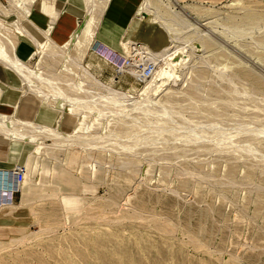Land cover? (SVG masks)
I'll return each instance as SVG.
<instances>
[{"label": "rangeland", "instance_id": "rangeland-1", "mask_svg": "<svg viewBox=\"0 0 264 264\" xmlns=\"http://www.w3.org/2000/svg\"><path fill=\"white\" fill-rule=\"evenodd\" d=\"M1 2L7 8L10 6L6 0ZM151 5H159L161 11L179 12L189 24L201 28L199 31H202V28L207 30L205 32L203 30L204 33L200 35H195L190 28L184 32L181 30L180 36L187 37L188 35L192 39L190 43H187L188 40L182 43L186 42L187 45L184 44L185 48L188 47L186 51L193 53L191 52L186 66L180 69V78L177 82L168 83L156 98L157 101L162 102L161 105L164 108L179 112V117H173L174 120L179 121V125L171 124L176 129L177 139L174 137L175 140L172 136L170 138L173 140L167 137L170 141H165L164 138V140L156 139L157 142L155 140L153 144H150L152 146L137 147V151H133L134 154L122 151L117 146L116 150L115 146L114 150L111 149L112 153H108L110 150H107L98 156L92 152L93 157L100 160L94 163L98 168L96 177L88 175L90 173L87 169L88 164L82 159L83 156L77 149L60 151L54 149L48 153L40 152L35 159L34 170L37 171L29 176L28 188L31 184L29 188L31 190L26 193L28 202L23 207L20 205L21 189V192H17L18 208L6 210L0 214L5 222L3 239L0 243V264H264V145L262 146L264 116H261L264 113V105L261 104V100H258L264 95V44L260 42L262 36L264 37V0H151ZM246 7L260 14L259 21L255 20L253 22L256 24H253L252 20L248 22L244 20L241 26L242 31H240L242 37L238 38L231 32L227 34L228 37L220 36L218 32L222 30L220 23L222 26L226 25L225 22L228 23L231 13L245 14ZM241 8L243 10H239ZM68 9L78 16L77 25L81 24L85 15L83 1H68ZM141 18L143 28L149 30V37L144 38L134 34L130 37L132 41L142 42L141 44H146L152 50L162 49L170 44L167 36L159 42L158 33L150 34L151 30L155 31L157 26L154 15L143 11ZM16 20L14 15L5 19L6 28L3 30L5 34H15L12 24ZM214 21L218 23V26ZM213 23L218 31L211 29V26H214ZM22 24L34 34V30L24 19ZM175 28L178 27L175 26ZM206 33L211 40L208 46L202 48L195 38L204 36ZM237 42L241 43L240 46ZM120 47L113 49L117 54L122 55ZM123 47L124 43L122 49ZM24 53L25 51L21 50L20 54ZM125 56L127 58L124 59V64L133 65L132 68L135 71L145 67H153L154 71L156 68L146 60L143 66V61L135 65L131 57L133 55L125 54ZM84 61L85 67H89V71L105 85H112V88L120 92H130L135 97L146 90V84L141 76V78L134 77L123 67L106 61L105 58L92 51L88 52ZM32 64L49 72L53 62L46 59L41 60L37 56L32 60ZM54 66L53 70L61 74V61L54 63ZM242 72L250 73L251 77H243ZM72 74L69 78L74 76L70 79L75 81L82 77H78L77 73ZM7 77L8 80L3 78V82L10 83V74H7ZM226 77H231V79ZM231 80L233 81L230 82ZM238 82L241 86H238ZM230 83L233 85L236 83L239 87L240 92L237 94H242H239L241 98H237L241 102L238 99L235 100V96H238L235 92V88H238L236 85L232 90L233 94L228 93L229 96L227 95L226 92L233 89ZM172 84L175 86L172 87ZM228 84H230L229 89H227ZM244 89L251 95L243 94ZM93 90L97 92V88L94 87ZM164 92H167V95H164ZM224 98L234 101L235 106L229 101L225 104L227 99L224 100ZM246 98L248 101H245ZM256 98L260 103L252 101ZM262 98L264 101V97ZM250 99L252 103L255 102L254 112ZM228 103L236 108L232 109V114L230 109L227 111L226 106L231 107ZM241 104H245V110L244 107L241 108ZM256 104L258 106L260 104L257 109ZM247 106H250L251 111L247 109ZM45 108L55 113L56 121L59 110L49 106ZM239 108L247 113V117L255 113L256 119L259 115L255 110L259 109L263 122L260 121V117L257 120L252 118V120L255 124L258 122L257 125H261L262 122V127L257 128V125L254 126L253 123L252 128L249 121H252L253 115L245 118L249 119L247 122L250 127L247 122L243 124L241 120L244 119L245 113H240ZM237 109L240 110V114ZM236 112L238 119L232 120L237 116ZM233 113H236V116ZM230 114L234 117L231 118ZM230 118L236 123L240 120L241 123H238L240 126H236V123L231 125ZM109 122L107 123L110 125ZM89 123L95 125L92 117ZM108 124L106 125L105 122L104 128L112 134L115 133L113 130L116 131L115 140L117 142L123 144L131 142H127L121 135L123 132L125 134L130 132L128 125L119 121L116 126L112 123L113 128H111ZM212 124L215 128L219 125L217 129L222 128L223 130L220 131L223 134H225L224 130L229 131V126H235L233 127L234 132L243 129V135L241 134V137L238 136L237 139L239 140L238 150L235 142L224 146L222 153L216 152L217 150L212 152L215 149L213 148L215 143H209L210 138H213L215 134H213L215 131ZM242 124L246 127L245 130ZM42 125L51 128L57 126V124L55 126ZM210 125L213 129L209 128ZM127 126L128 129L125 130ZM224 126L229 128L226 129ZM247 126L251 128V132L253 131L252 135L262 129V132H259L263 138L260 135L250 137L251 132ZM181 127L190 128L192 131H189L188 135L182 134L183 128L181 130ZM201 131L206 132L205 135L209 142L201 141V139L197 142H190L193 140L192 134ZM233 131L232 128L229 131L232 136L236 133ZM244 131L247 134L250 133L246 137L250 141L253 138L262 139L260 142L262 148L257 139L252 140V145L257 144L256 146L260 147L261 151L258 152L263 157L257 155L259 147L255 146V153L252 151L253 153L241 157L245 150L242 145L247 147L251 143L247 139V144L246 141L244 142V135H246ZM104 132L101 126L93 127L90 131L98 135ZM228 134L226 133L227 136ZM189 136H191L190 141ZM239 137L240 139L243 137L242 142L245 144H241ZM236 138H234L235 141ZM233 145H236L235 149L233 148L236 153L232 147H229ZM220 147L216 146V149L223 148ZM228 147L232 152H228ZM25 148L31 150L34 146L26 145ZM137 152H140L138 155H142L134 157ZM70 156H73L72 159ZM54 157H57L56 160L53 159ZM127 157L130 159L129 161L127 159L128 162L125 159ZM70 159L75 160L76 163L67 167L66 164ZM21 160H24V154ZM54 168L58 173L54 171ZM61 172H67L69 176H64ZM79 172L83 178L79 174L77 176ZM54 177H61L59 184L54 185L55 181L53 183L52 180ZM66 177L68 181H65ZM64 199H71V201L65 202ZM113 199L115 203L108 206ZM23 235L30 236L25 242L15 241ZM8 244L11 246L8 247Z\"/></svg>", "mask_w": 264, "mask_h": 264}, {"label": "bare ground", "instance_id": "bare-ground-1", "mask_svg": "<svg viewBox=\"0 0 264 264\" xmlns=\"http://www.w3.org/2000/svg\"><path fill=\"white\" fill-rule=\"evenodd\" d=\"M6 1H8L9 5H10L8 8L3 6L2 2L0 1V75L3 78H7V74H12L14 76L15 81L17 83V86L15 87V89H19L20 96H19V99L13 105L15 112L12 115L6 116V115L0 114V149H2V146L6 147V149H9L8 154H5L7 156L5 159L8 160L9 156L11 157V156H15L17 154V155H19L20 160L18 161V163H16V165H12L11 167H8V168H4V167L0 168V194L5 195L6 193H14L13 190L10 189L9 183L7 182V179H10V177H8L7 175H9L14 170L15 166L21 165V166L26 168V174H25V177H24V180L22 181V183L19 186L14 187V191L21 192V189H22V199H21L20 205L22 207L26 205V203L28 202V197H27L26 193L31 190V189L29 190V188L31 187V184H29L30 187L28 188V183L30 182L29 176L33 172L37 171V170H34V167L36 166L35 159L37 158V156L42 151L48 153V151H50V150L53 151L54 149H57L59 151L63 150V149H65V150L77 149V150H79V153L81 152V154L83 156L82 159L84 161L86 160V164H88L87 169L90 171V173H88L89 171L87 172L88 175L90 174V176L96 177L98 168H96V165H94V163H98V162H100V160L98 161V159L96 157H93L92 152H94V155H95V153L98 154V156L100 153H103L107 150L108 151L110 150V152H108V153H112L111 151L114 150V146H115V150L118 147H120L122 149V151H127V153L131 152L132 154H134L138 149L137 147L140 148V146H144V145L147 146V145H150L151 143L153 144V142L156 139L160 138L161 140L165 139V141H170V140H173L172 138H170V136H172L173 138L176 137L175 136L176 135V129L171 124H175L176 126L179 125V121L173 119L174 116L179 117V115H180L179 112L176 113V112L172 111L171 109H168L166 107L164 108L161 105L162 102L157 101L156 98H157L159 93L160 94L162 93L163 89L166 87V85L168 83H171V82L176 83L177 82V80L180 78V74H179L180 69L182 67L186 66V64L189 62V59L191 57L192 51H190V53L187 52L188 50L186 51V48L188 49V47H186V48L184 47V44H186V42H184V44H183L182 41L188 40L187 43L188 42L190 43V41H192V39L190 37H188V35H187V37L186 36H180L179 34L181 33V30H183V32H184V30L190 28V29H192V31L194 32L195 35L196 34L200 35V33H204L205 31H207L206 29L202 28L204 30V32H203V30L199 31L201 28L199 29L197 25L195 26L193 24H189L187 22V19H185V17H183V15H181L179 12L172 11V10L161 11L159 5L158 6L151 5V0H141L140 7H139L138 12H137V19L134 21L132 26L135 27L139 23L143 22L142 18H141L143 11L147 12V13H151L152 15L155 16L154 21H155V25H157L155 32L158 33V38H159L158 41L160 42V40L164 36H167L170 44L165 45L162 49L152 50L146 44H144V43L141 44L142 42L137 43V41H135V42L132 41V39L130 37H126L123 39V43H124L123 52L126 55H129V54L133 55V56H131L133 59V64L138 63V62L141 63V61H143V63H142V66H143L144 62L146 60V61H149V63H152L153 66L154 65L156 66L155 70L153 71V73L150 77H143L142 78V80H144L143 82H145V84H146V90L144 92H142L140 95L135 97L130 92H125V93L120 92V91L112 88L111 87L112 85L110 86V85L103 84L89 71V69H88L89 67L87 68L84 65V62H85L84 59H85L86 55L88 54V52H90V51L93 52V43H94V40L98 34L99 25L102 21L104 12L106 11L110 0H82L83 4L85 6V15L82 19V23L77 25L76 29H74V31L72 32L70 38L65 43L63 42L64 44H62V45L58 44V42H59L58 39H57L58 42L52 39L51 30H50L51 28L38 31L30 24L31 22H30L29 15H30L31 3L33 0H6ZM68 1H70V0H68ZM218 1H222V0H218ZM239 10H243V9L241 8ZM245 10H246V13L242 14V15H235V13H231V15H229V17H228V21H227L228 23L225 22L226 25L222 26L220 23V26L222 27L221 31H218V29H217V27H215L214 23H213L214 26H211L212 23L210 21H208V23L209 22L211 23V25H210L211 29H213L214 31L217 30L219 32L220 36L222 35L223 37H228L227 34L229 32H231V33L237 35L238 38L242 37V35H240V31H242L241 26H242L243 21L244 20H247L246 22H248V20L249 21L252 20L251 22H253L255 20L259 21V18H261L260 14L259 15L257 14L258 13L257 11L255 12L252 9H248L247 7ZM245 10H244V12H245ZM53 12H54V16L52 17V21H51L50 26L55 24L58 20V17H59V13H57L56 11H53ZM12 15H14L17 18V20H16L17 23L15 22L14 24H12V26H13L15 34H17L18 36H16L15 34H13V35L5 34V32L3 31L6 28L5 19L9 18ZM226 15L228 16V14H226ZM23 19L34 30L33 31L34 34L29 32V30L26 28V26H24L22 24ZM214 22L216 23V21H214ZM254 23L255 22H253V24ZM216 25L218 26V23H216ZM175 26H177L178 28H175ZM205 26H207V25H205ZM148 31L149 30L147 29L146 32H148ZM186 32H188V31H186ZM192 35H191V37H192ZM54 38H56L55 34H54ZM18 39L28 41L30 44H32L34 46L35 50H34L32 56L30 57V60L23 62V61L18 60L15 57L14 50H15V47L17 45ZM195 40L200 42L201 47L203 48L205 46H208L211 38L206 33V35H204V36H197L195 38ZM260 42H263V44H264V37L263 36L260 39ZM193 43H195V42H193ZM138 44H139V46H136ZM237 44L240 46L241 43L237 42ZM190 50H193V49H190ZM72 51H74V52L72 53ZM203 51H204V49H203ZM37 56L41 60L46 59V60H50L51 62H53V64H51V68H50L49 72H46L45 70H43V68H40L38 65L33 66L32 60ZM126 58H127V56H126ZM59 60L61 61V74L62 75L59 74L58 72H56L55 70H53L55 68L54 63H57ZM132 66H127L126 64H124L122 67L124 69H126L127 72H131L130 74H133L134 77L139 78L140 72L135 71V69L132 68ZM135 68H136V66H135ZM76 73H77L78 77L82 76V77H79L77 79L78 81L70 79L72 77L74 78V76L69 78L70 74L74 75ZM239 73H241V72H239ZM238 75H240V74H238ZM241 75L245 78L251 77L250 73L242 72ZM233 77H234V75L232 76V78ZM235 77H236V75H235ZM226 78H229V77H226ZM255 78H256V76H255ZM230 79H231V77L229 78V80ZM222 80H223V76H222ZM233 80H234V78H233ZM233 80H231L230 82H232ZM237 81H238V79H237ZM257 81H259V79H257ZM222 82L224 83V81H222ZM239 82H241V84H242L241 80H239ZM239 82H238V84H239ZM230 84H232V85H230ZM230 84H228L227 89L230 88L229 85L231 87L233 86V89H230L229 91L226 90V91H228V92H226L228 96H229L228 93L233 94L232 90H234V88L237 86L236 83H234V85H233V83H230ZM241 84H239L238 86H241ZM174 86L172 84V87H174ZM258 86H260V85H258ZM94 87L97 88V92L95 90H93ZM168 87H170V86L168 85ZM100 90L102 92H100ZM170 91H172V90H170ZM98 92H100V93H98ZM235 92H236V94H237V92H240L239 87L235 88ZM5 93L6 92H5L4 88L2 89L0 87V100H2L4 103L6 102V99L2 96L5 95ZM166 93L164 92V95ZM244 93L249 94L248 91H246V90L243 92V94ZM260 93H261V91H260ZM168 94H170V93L168 92ZM239 94H242V93H239ZM239 94H237L238 96H235L236 97L235 100L238 99V101H239V98H241V97H239ZM256 94H257V92H256ZM249 95H251V94H249ZM27 97L33 98V104L34 105H37V106L42 107V108L49 106V107H54L57 110H59L58 119L56 120V124H57L56 128L44 126V125H42L40 123H36L34 121L25 120L19 116L18 111L21 108L19 101H21V99L27 98ZM237 97H239V98H237ZM248 97L250 98V96H248ZM262 97H264V95H262ZM230 98L233 99L231 95H230ZM247 98L245 99V101H248ZM257 98H256V100L252 99V101H255L256 103H260L257 101L261 100V104L263 103V105H264V101H262L263 98L262 99L258 98V100H257ZM160 99H161V97H160ZM158 100H159V98H158ZM224 100H226L225 104H227V101H229V98H224ZM229 102L230 103L233 102V105H234V101H229ZM239 102H241V100ZM250 102H251V99H250ZM255 102H253V103L251 102L252 103L251 104L252 109H253V104H254V108H255ZM230 103H228V106ZM231 104H230V106H231ZM256 105H257L256 109L259 108L260 104H259V106H258V104H256ZM237 106H238V104H237ZM231 107L228 108L226 106L227 111H229V109H230L231 114H232V109L235 110L236 108L233 106H231ZM239 107H240V105H239ZM242 107H244V110H245V104H243V105L241 104V108ZM249 107L247 108L248 110H250ZM262 107H260V109L263 111L264 108L262 109ZM240 110L237 109V112L239 113ZM248 110H246V111H248ZM257 111L255 110V112L259 115L257 117V114H256V117L258 119L260 117L261 112H259V111L257 112ZM243 112L244 111L241 110L240 113H243ZM253 112H254V109H253ZM236 113H233V114H235L234 116H236ZM238 113H237V116L235 118H233L232 120L238 119ZM248 113H252V112H248ZM231 114H230V117L231 118L234 117V116H231ZM246 114L247 113H245V117L242 114L244 119L249 118L252 115L253 116L251 117V120H252V118H253V120L256 119L254 117L255 113L249 114L250 116H248V117ZM224 115H225V112H224ZM228 115H229V112H228ZM240 116L241 115H239V119H241ZM261 116H264V113L261 114ZM91 117H92L93 121L95 122V125H92L89 123V119ZM231 118L229 120H231ZM262 118L263 117H260V119H261L260 121L263 122ZM244 119L241 120L243 124H244V122L246 123L247 120H249V119H245L246 121H244ZM108 120H110V122ZM112 120H113V122H112ZM114 120H115V122H114ZM232 120H231L232 123L230 122L231 125L236 123L235 121L233 122ZM253 120L249 121L250 124L252 125V128H253V123L255 122ZM116 121H118V122L116 123ZM119 121H122L124 124L128 125L130 128L129 129L130 132L128 134H125L124 132L123 133L125 135L123 133L121 134L124 136V139H126L127 142L131 141V142H129V144H123V143L117 142L115 140L117 137L115 134L116 131L113 130V132H115V133L112 134V132H108V129L106 130V128H104L105 122H106V125L108 124L107 122L111 123L110 124L111 128H113L112 123H114V126H116L119 123ZM241 121L238 120L236 123L237 124L236 126H240L239 124L241 123ZM262 122H261V125H257L258 122H257V124L254 123L255 124L254 126L257 125V128H258V126L262 127ZM115 123H116V125H115ZM250 124L248 123L247 125L249 126ZM120 125L124 126L123 124H120ZM212 125L214 126V124H212ZM100 126L102 127L103 130H105L104 133H101L100 135L90 133V131L93 127L97 128ZM128 126H127V128L124 127L125 130L128 129ZM213 126L211 127V125H210L209 128L213 129ZM216 127L218 128L220 126L218 125ZM229 127H230V129L232 128V131H233L234 130L233 127H235V126H233V127L229 126ZM243 127L245 130L246 127L244 125H243ZM249 127H248V129H249ZM182 128L183 127H181V130H182ZM217 128H215V126H214L215 132H213V134L214 133L215 134H214L213 138H210V142H209V140H207L208 137H206L205 131H201L200 133H198V132L193 133L192 134L193 137L189 136L188 139L190 137L193 139L192 141H190V139H189L190 142H194V141L197 142V140H200V139H201V141L206 140L210 144L214 142L215 146L213 145V148H215V149L214 150L210 149V151L212 150V152H214L215 150H217L216 152L222 153L224 151V146L231 145L235 142H236L235 144H237L239 141V140L237 141L238 136L241 137V134L243 135V132H242L243 129H242V131L241 130H237V132L235 131L236 133L233 131V133H235V134L232 136V134H230V132H229L230 129L228 132H225V130H224L223 132L225 134H223L221 132L223 129L219 128V130H218ZM225 128L228 129L227 127H225ZM257 128H255V129H257ZM237 129H239V128H237ZM248 129H247V131H248ZM252 130H254V129H252ZM263 130H264V126H263ZM182 131H183L182 134L188 135V133H190L192 130H190V128L184 127ZM257 131L262 132V129L261 130L259 129ZM249 132H251V128L249 129ZM249 132H248V134H250ZM252 132H251V135H249L250 137H252V136L257 137L258 135H260V137H262V134L264 135V131L262 134H260V132L259 133L257 132L253 135H252ZM226 133H229L228 134L229 136H227ZM244 133H246V132L244 131ZM248 134L246 133V135H244L245 136L244 142L246 141V144H247V140H248L249 143L250 142L251 143L248 144L247 147L245 145H242L245 147V150H243V148H241V149L246 153L245 154L242 151L244 153V154L242 153V155H241L242 158L244 155L247 156V154H249V153H253V152L255 153V151H254L256 149L255 147H259V146H256L257 144L254 145L255 147L252 145V143H253L252 140L254 138L251 141L246 138ZM151 135H153V136H151ZM215 135H217V136L215 137ZM123 136H122V138H123ZM168 136H169L170 140H168V138H167ZM205 137H206V139H205ZM211 137H212V132H211ZM235 137H237L236 141L234 139ZM240 137H239V139H240ZM242 138L240 139L241 142H242ZM176 139H177V137H176ZM188 139H187V141H188ZM255 139H257V138H255ZM257 140L261 146L260 142L262 139L260 138V140L259 139H257ZM257 140H256V142H257ZM156 142H157V140H156ZM262 143H263L262 144V146H263L264 145V139L262 140ZM241 144H245V143L242 142ZM26 145L34 146V148H32L31 150L30 149L27 150L25 148ZM116 146H117V148H116ZM150 146H152V145H150ZM216 146L217 147L221 146L223 148L220 147L221 149L219 150L218 148L216 149ZM235 146L233 145V146H229V147L230 148L232 147V150H234ZM262 146H261V148H262ZM229 147H228V152L229 151L232 152ZM237 148H238V144H237L236 149ZM259 150L261 151L260 147H259V149H257V155L259 154V152H258ZM73 151H75V150H73ZM133 151H135V152H133ZM207 151H209V149ZM235 151L236 150H234V152ZM234 152H233V154L236 155L235 154L236 152L235 153ZM138 153H140V152H137L136 156H134V157H137ZM225 153H227V152H225ZM23 154H24V160H21V156ZM104 155H106V154H104ZM139 155H142V154H139ZM239 155H240V153H239ZM257 155H255V156H257ZM259 155H260V157L262 156V154H259ZM73 156H74V154H73ZM73 156H70V158L72 159ZM32 157H33V160H31ZM110 157H111V154H110ZM56 158L54 157L53 159L56 160ZM238 158H239V156H238ZM71 159L66 164L67 167L76 163L75 160H71ZM79 159H80V157H79ZM125 159L127 161L128 157ZM59 160H60V158H59ZM83 160H81V161H83ZM129 160L130 159H128V161ZM132 160L133 159H131V161ZM123 161H124V159H123ZM103 163H104V161L102 162V164ZM134 163H132V164H134ZM83 164H85V162ZM124 166H125V164H124ZM54 171L58 173V171L56 169ZM102 172L103 171H101V173ZM61 174L64 176H69L67 172H65V173L61 172ZM78 174L80 175V177L83 178V175L80 172L77 173V176H78ZM88 175H86V176H88ZM54 178L52 179L53 183L55 181L54 185L59 184L60 180H62L61 177H54ZM65 181H68V177L65 178ZM25 187H27L28 189ZM73 196H77V195L73 194ZM64 200H65V202L71 201V199H64ZM110 202L111 203L110 204L108 203L109 204L108 206H111L112 204L115 203L114 199L111 200ZM30 235H32V234H30ZM29 236L23 235L22 237L18 238L15 241L16 242L18 241L19 243H21L20 241L25 242V240H27L26 238ZM8 245H9L8 247L11 246L10 244H8Z\"/></svg>", "mask_w": 264, "mask_h": 264}, {"label": "crops", "instance_id": "crops-1", "mask_svg": "<svg viewBox=\"0 0 264 264\" xmlns=\"http://www.w3.org/2000/svg\"><path fill=\"white\" fill-rule=\"evenodd\" d=\"M140 3L141 0H110L93 43L94 54L120 67L124 65L126 56L123 52L122 45L123 39L126 38L125 36L132 37L134 34H137L140 37H149V33L146 32L147 29L143 28L142 23H139L135 27L132 26L137 19ZM67 4L68 0H33L30 7V24L38 31L51 28L52 39L57 42L59 40V45L64 44L70 38L74 29H76L78 21V16L72 11H69L70 9L67 10ZM53 11L59 13V17L57 22L50 26L52 17L54 16ZM154 33L155 31L151 30L150 34L154 35ZM54 34L56 38H54ZM119 46H121L122 55L119 53L117 54L113 49ZM21 50L25 51L23 55L20 54ZM34 50V46L28 41L18 39L14 55L18 60L25 62L30 60ZM9 81L11 82L4 83L3 77L0 75V87L2 89L4 88L6 92L5 95L2 96L6 99V102L4 103L0 100V114L6 116L12 115L15 112L13 105L20 96L19 89H15L17 83L12 74H10ZM19 102L21 108L18 114L22 119L45 125H56L55 113L45 107L42 108L34 105L32 97L23 98ZM8 152L9 149H6V147L2 146V149H0V168L11 167L12 165H16L20 160L17 154L15 156H9L8 160L5 159L7 157L5 154H8ZM7 176L10 177V179H7L9 187H16L13 177L10 175ZM16 199L17 192L15 191L14 193H6L5 195L0 194V214L6 210L10 211L18 208ZM4 225L5 222L0 216V243L3 239Z\"/></svg>", "mask_w": 264, "mask_h": 264}, {"label": "built area", "instance_id": "built-area-1", "mask_svg": "<svg viewBox=\"0 0 264 264\" xmlns=\"http://www.w3.org/2000/svg\"><path fill=\"white\" fill-rule=\"evenodd\" d=\"M140 72V76L143 78V77H149L152 72H153V68L152 67H145L141 70H139ZM25 174H26V168L21 166V165H17L14 167V170L9 174L11 177H13L14 179V184L17 186H19L22 181L24 180V177H25ZM10 189L13 190L14 192V187H10ZM17 192V191H15Z\"/></svg>", "mask_w": 264, "mask_h": 264}]
</instances>
